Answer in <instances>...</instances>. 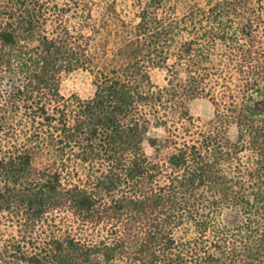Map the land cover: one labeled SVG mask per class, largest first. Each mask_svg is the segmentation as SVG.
I'll return each mask as SVG.
<instances>
[{
	"label": "trees",
	"instance_id": "1",
	"mask_svg": "<svg viewBox=\"0 0 264 264\" xmlns=\"http://www.w3.org/2000/svg\"><path fill=\"white\" fill-rule=\"evenodd\" d=\"M97 4L0 0V264H264V0Z\"/></svg>",
	"mask_w": 264,
	"mask_h": 264
},
{
	"label": "rangeland",
	"instance_id": "2",
	"mask_svg": "<svg viewBox=\"0 0 264 264\" xmlns=\"http://www.w3.org/2000/svg\"><path fill=\"white\" fill-rule=\"evenodd\" d=\"M109 0H96L99 3L96 6H101L105 2ZM121 7L124 8L125 14L128 16H133L136 11L133 6L136 0H120ZM96 90V85L94 83L93 74L86 69H77L70 73H67L64 76L62 82V91L66 95H71L73 93H77L80 96L87 98L94 94ZM191 111L198 119L210 118L215 114V105L208 97H198L192 100L191 102ZM153 131L163 133V129L161 128H153ZM238 128L236 125H233L230 133L232 137H237ZM147 148L151 151L152 148L147 143Z\"/></svg>",
	"mask_w": 264,
	"mask_h": 264
}]
</instances>
